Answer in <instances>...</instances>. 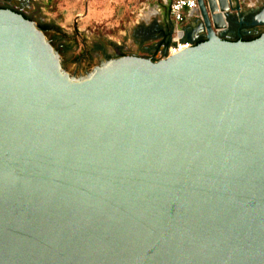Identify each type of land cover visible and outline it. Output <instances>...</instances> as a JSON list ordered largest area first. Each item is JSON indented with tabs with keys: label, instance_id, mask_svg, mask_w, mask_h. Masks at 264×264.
<instances>
[{
	"label": "water",
	"instance_id": "1",
	"mask_svg": "<svg viewBox=\"0 0 264 264\" xmlns=\"http://www.w3.org/2000/svg\"><path fill=\"white\" fill-rule=\"evenodd\" d=\"M197 1L204 41L78 78L0 8V264H264V33Z\"/></svg>",
	"mask_w": 264,
	"mask_h": 264
},
{
	"label": "rangeland",
	"instance_id": "2",
	"mask_svg": "<svg viewBox=\"0 0 264 264\" xmlns=\"http://www.w3.org/2000/svg\"><path fill=\"white\" fill-rule=\"evenodd\" d=\"M232 1L234 5L239 2L242 8H246V4L258 5L261 0ZM12 7L31 14L37 21L53 22L67 34L76 35L79 44L67 57L80 53L83 42L89 45L100 41L105 44L106 51L113 55L115 48L111 43H116L127 55L136 52L133 30L140 24L157 22V16L162 18L166 12L161 6V0H19ZM145 7H154L157 13L154 20L145 22L138 19L139 11ZM145 46H150V42ZM101 61V56L93 53L89 61L87 59L66 65L61 59V65L69 76L78 78Z\"/></svg>",
	"mask_w": 264,
	"mask_h": 264
},
{
	"label": "trees",
	"instance_id": "3",
	"mask_svg": "<svg viewBox=\"0 0 264 264\" xmlns=\"http://www.w3.org/2000/svg\"><path fill=\"white\" fill-rule=\"evenodd\" d=\"M0 8H8L7 5H0ZM165 8L166 12L163 16V20L161 23L159 22H152L150 24H140L138 25L132 33V39L135 41L140 47H145L146 43L153 42L155 45L153 50L154 52H161L164 48H167L171 43V36H172V30H173V23L169 19V10L166 6H163ZM12 10L22 14L26 19H29L31 21H34L43 31L44 35L50 42V44L54 47V49L58 52L60 58L63 60L64 64L66 65H72L76 62L85 61L90 58H92L93 52L98 53H106V47L105 44L98 41L93 42L92 44H84L82 45V50L80 53L73 54L69 57H67V54L72 51L79 42L77 41L76 35L67 34L64 32L62 28L54 24L53 22L43 23L40 21H37L33 18L31 14H26L22 12L21 10ZM260 36L259 34L255 35L254 37L245 39V40H252ZM205 38H200L196 40V44L204 41ZM113 48L119 51L118 55H113L106 53V57L108 59L110 58H116L123 55H127L124 51H122V48L118 46L116 43H111ZM148 48H151L148 46ZM157 60V59H153ZM91 62V61H90ZM88 62V63H90ZM92 68V67H91Z\"/></svg>",
	"mask_w": 264,
	"mask_h": 264
},
{
	"label": "flooded vegetation",
	"instance_id": "4",
	"mask_svg": "<svg viewBox=\"0 0 264 264\" xmlns=\"http://www.w3.org/2000/svg\"><path fill=\"white\" fill-rule=\"evenodd\" d=\"M17 1L19 0H0V5H7L9 9H12L13 8L12 4L16 3ZM236 5L238 6L239 10L230 14L228 29L224 33L223 38L228 40H237V39L245 40L254 37L257 34L261 35L262 33H264V23L258 26L250 25L253 17L260 14L264 10V0H261L258 3V5L246 4V8H242L239 2H237ZM16 10H20V9H16ZM186 36L195 41L200 38H205V30L202 29L200 19L194 20L193 25H191V29L187 31ZM154 46L152 48H148V46L140 47L139 45H137V51L131 52L130 55L144 56L152 60L157 59L159 52H154L153 50ZM114 51H115L114 55L119 54L118 50L115 49ZM93 53L99 54L102 60L107 58L106 53L111 54L109 51H107L105 54L98 52H93Z\"/></svg>",
	"mask_w": 264,
	"mask_h": 264
},
{
	"label": "built area",
	"instance_id": "5",
	"mask_svg": "<svg viewBox=\"0 0 264 264\" xmlns=\"http://www.w3.org/2000/svg\"><path fill=\"white\" fill-rule=\"evenodd\" d=\"M169 10V19L173 23L171 43L167 48L159 52L158 58H164L176 54L192 45L190 40H184L186 33L191 29L194 20H202L197 0H161ZM233 5L235 4L232 1ZM218 30L217 32H219ZM191 39V38H190ZM196 42L195 40L191 39ZM166 54L163 55V51Z\"/></svg>",
	"mask_w": 264,
	"mask_h": 264
},
{
	"label": "crops",
	"instance_id": "6",
	"mask_svg": "<svg viewBox=\"0 0 264 264\" xmlns=\"http://www.w3.org/2000/svg\"><path fill=\"white\" fill-rule=\"evenodd\" d=\"M161 6L162 7L164 6L162 4V1H161ZM150 10H151V12H149ZM156 14L157 13H155L154 7L153 8L152 7H145L139 11V14L137 15V17L140 20H143L145 22H149V21H152L156 18ZM162 20H163V17L159 18L157 16V22L161 23ZM150 44H151V48H152L154 46L153 42H150ZM136 45H138V44H136ZM145 47H147V46H145Z\"/></svg>",
	"mask_w": 264,
	"mask_h": 264
},
{
	"label": "bare ground",
	"instance_id": "7",
	"mask_svg": "<svg viewBox=\"0 0 264 264\" xmlns=\"http://www.w3.org/2000/svg\"><path fill=\"white\" fill-rule=\"evenodd\" d=\"M149 12H151V10H150ZM146 14H147V13H146Z\"/></svg>",
	"mask_w": 264,
	"mask_h": 264
}]
</instances>
